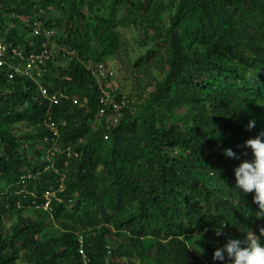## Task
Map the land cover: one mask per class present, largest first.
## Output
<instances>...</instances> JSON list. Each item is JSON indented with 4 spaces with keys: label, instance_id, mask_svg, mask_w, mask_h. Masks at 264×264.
Instances as JSON below:
<instances>
[{
    "label": "trees",
    "instance_id": "obj_1",
    "mask_svg": "<svg viewBox=\"0 0 264 264\" xmlns=\"http://www.w3.org/2000/svg\"><path fill=\"white\" fill-rule=\"evenodd\" d=\"M15 2L0 0V33L30 52L46 39L30 45L12 12H37L33 19L59 27L48 49L57 47L68 65L55 66L51 56L38 81L71 99L51 106L38 82L9 80L0 69V264H24L22 254L28 264H224L201 258L192 236L223 223L237 237L258 233L264 220L254 216L253 194L236 188L234 168L251 158L244 142L264 132V0ZM121 28L142 36L136 41L146 51L134 67L149 75L154 66L160 78L150 98L136 111L126 104L113 126L99 115L102 93L86 64L126 50ZM123 96L119 88L115 98ZM73 97L84 106L76 109ZM49 115L60 137L40 164L36 152L55 143ZM19 123L33 132L16 134ZM229 147L240 160L224 155ZM8 214L16 220L6 229ZM121 232L125 246L112 242Z\"/></svg>",
    "mask_w": 264,
    "mask_h": 264
},
{
    "label": "rangeland",
    "instance_id": "obj_2",
    "mask_svg": "<svg viewBox=\"0 0 264 264\" xmlns=\"http://www.w3.org/2000/svg\"><path fill=\"white\" fill-rule=\"evenodd\" d=\"M15 2L14 4H17ZM42 2L43 0H37ZM40 12L42 13L41 3L39 4ZM82 11L86 12L87 7L85 5L82 6ZM9 15V14H8ZM63 11L58 9L55 11L54 18L55 23L59 26L60 23H64V16ZM42 16V15H40ZM9 17V16H8ZM80 22L82 21L79 18ZM54 24V23H53ZM56 29V33L59 36H62V31L58 27ZM122 29V28H121ZM123 37L126 39L127 47L126 50H121L117 56H112L108 58L105 64L108 66L109 70L114 73L113 82L116 84L118 88L122 90L124 96H128V100L130 102V108L134 109V111L138 110L141 105L146 102L147 99L150 98L151 91L155 89V83L160 78L159 70L153 66L154 70L148 75L146 74V70L142 68L134 67V62L138 55L144 53L146 48L140 47L136 41V38H142V36L133 30V28H125L122 29ZM57 38V40L60 38ZM54 44L56 42H53ZM54 64L55 66L66 67L68 65V60L64 56L57 55V47L54 49ZM83 103L76 105V109H79ZM178 113L182 116L186 113V108L178 110ZM167 119V118H166ZM98 123V124H97ZM98 126L99 122L95 123ZM15 133L22 136L27 135L33 132V127L27 123H19L15 125ZM94 127V126H93ZM25 142L24 140L22 143ZM171 155L175 154L174 152L170 151ZM37 160L40 161V164H45V162H49L51 160V154L46 150L43 149L39 152H36L34 156ZM25 214L27 215H34L31 211H26ZM16 217L14 215L8 214L6 217V229L15 222ZM224 235L216 236L215 231H207L201 232L197 235L192 236V248L197 252V254L203 258L204 260L208 261L211 257H213V253L216 248L222 247L226 242V237L231 236L233 238H239L235 236L231 231H223ZM118 241L113 240L112 242L124 244L129 243V236L125 233H120L119 237L117 238ZM126 254H130L125 248H123ZM21 258H23V263L25 264V254H22ZM26 264H28L26 260ZM147 264H153L152 261H148Z\"/></svg>",
    "mask_w": 264,
    "mask_h": 264
},
{
    "label": "built area",
    "instance_id": "obj_3",
    "mask_svg": "<svg viewBox=\"0 0 264 264\" xmlns=\"http://www.w3.org/2000/svg\"><path fill=\"white\" fill-rule=\"evenodd\" d=\"M9 17L18 18L22 23L24 33H27V36H40L45 35L46 40L42 42V49L39 53H30L24 54V50L21 47V44H16L13 42L7 41L5 36L0 33V69H5L9 80L14 79L16 74L24 75L32 78L39 83L37 76H35V71L45 70L47 60L50 58V50L48 49L49 38L54 35L55 29L47 28L43 26V23L39 21L37 12L34 15L27 14H17L12 12ZM24 61V63H23ZM92 73L97 79L99 90L102 95L100 96V103L102 105L99 110V115L102 118H105L107 124L117 125L124 116V106L129 103L127 98L123 96L122 99L118 100L115 98L117 95L118 87L116 84L110 82V77L113 75L111 70H108L104 64H99L92 67ZM41 96L44 99L49 100L50 105H57L62 102V100H70L69 94L61 91H50L48 87H40ZM74 105L81 104V100L78 98H72ZM45 125L53 132V138L59 137V129L57 124L52 121V117L49 115ZM105 139L109 138V135L106 134ZM53 193H47V201L43 206V209H48L50 205V200L52 199ZM83 234L79 235V241L81 245L83 244Z\"/></svg>",
    "mask_w": 264,
    "mask_h": 264
},
{
    "label": "clouds",
    "instance_id": "obj_4",
    "mask_svg": "<svg viewBox=\"0 0 264 264\" xmlns=\"http://www.w3.org/2000/svg\"><path fill=\"white\" fill-rule=\"evenodd\" d=\"M43 26H44V23H43ZM47 28H50V27H47ZM54 34H56V31ZM19 35L21 36L23 35L24 38L28 40L29 42H30V39H32L33 37H37V36L28 37L27 33H24L23 31ZM40 36L46 39L45 35L44 36L40 35ZM52 36L48 39L49 43H50V39L52 38ZM7 41L13 42L19 45L21 44V47L24 50V54H30L33 52L39 53L41 52V49H42L41 48L40 50H37V51L33 50L29 52L26 50V48L24 47L22 43H18L16 41H10L8 39ZM29 44L33 45L31 42ZM52 48L54 49V46H52ZM53 55H54V50L51 49L50 58ZM49 60H47L46 67H44L45 69L47 68ZM99 64H104L105 67L109 70L105 62H100ZM99 64H95V63L86 64L87 70L91 73V75L95 79L96 77L92 73V67L97 66ZM45 72L46 70L45 71L41 70L37 72L35 71V76L39 75L37 79L40 80V77H42ZM16 76H24V75L16 74ZM16 76L14 77V79L16 78ZM24 77L30 78L27 76H24ZM113 77H114V73L110 77V82L112 84H114ZM41 86L43 85L40 84V87ZM125 97L127 98V96ZM82 106H84V103ZM254 126H255V122L249 121L248 127L252 128ZM59 137H60V131H59ZM56 140L57 138H53V141L55 143L50 147L49 149L50 152L48 151L52 155L57 150ZM244 147L249 148L251 150V158L241 160L238 166L234 168L236 188H238L241 192L245 194H248V193L253 194V203H255L258 207V211L254 213V216L257 220H264V132H262L261 134L253 138L247 139L244 142ZM224 155L229 158L240 160V156L236 152H234L233 149L230 147L224 149ZM251 215L252 214L246 215L245 219H247ZM224 226L225 225L223 223L220 225V227L216 229L215 231L216 236L219 237L221 235H224V232H223ZM213 260L222 261L224 262V264H264V226H260L258 228V233L253 231L252 229H249L239 238H233L231 236H227L226 242L224 243V245L222 247H218L215 249L213 253Z\"/></svg>",
    "mask_w": 264,
    "mask_h": 264
}]
</instances>
